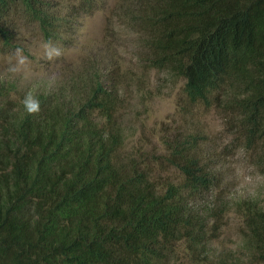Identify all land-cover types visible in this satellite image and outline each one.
Wrapping results in <instances>:
<instances>
[{"label":"trees","instance_id":"1","mask_svg":"<svg viewBox=\"0 0 264 264\" xmlns=\"http://www.w3.org/2000/svg\"><path fill=\"white\" fill-rule=\"evenodd\" d=\"M99 1L0 0V55L18 47V24L71 44ZM132 3L151 67L183 79L187 104L225 112L264 171V0ZM13 89L0 84V264H264V209L254 200L241 210L246 257L215 251L222 211L197 204L219 178L202 160L200 134L169 136L155 160L128 156L119 97L101 74L33 92L35 115Z\"/></svg>","mask_w":264,"mask_h":264},{"label":"rangeland","instance_id":"2","mask_svg":"<svg viewBox=\"0 0 264 264\" xmlns=\"http://www.w3.org/2000/svg\"><path fill=\"white\" fill-rule=\"evenodd\" d=\"M134 9L132 0H100L92 13L80 17L71 44L54 43L62 55L51 61L44 58V41L38 30L18 24L17 46L23 48L30 65L26 72L12 77L6 67L16 48L0 55V84L13 85L10 95L21 98L90 72L101 74L119 97L116 115L125 135L122 152L128 156L153 160L163 152L169 136L200 134L202 160L214 169L219 182L197 205L222 211L221 227L213 241L215 251L245 258L241 210L250 200L264 209V171L252 153L234 139L225 112L187 104L183 79L151 67L147 33L137 23ZM176 247L184 258V244L177 242Z\"/></svg>","mask_w":264,"mask_h":264},{"label":"clouds","instance_id":"3","mask_svg":"<svg viewBox=\"0 0 264 264\" xmlns=\"http://www.w3.org/2000/svg\"><path fill=\"white\" fill-rule=\"evenodd\" d=\"M44 58L51 61L62 55L61 48L57 47L51 40L42 42ZM30 65L29 57L24 54L23 48H16L8 60L6 73L15 77L27 71ZM23 106L29 115L38 114L41 110L40 101L31 93H26L23 98Z\"/></svg>","mask_w":264,"mask_h":264}]
</instances>
